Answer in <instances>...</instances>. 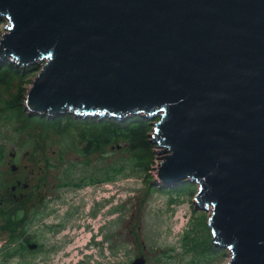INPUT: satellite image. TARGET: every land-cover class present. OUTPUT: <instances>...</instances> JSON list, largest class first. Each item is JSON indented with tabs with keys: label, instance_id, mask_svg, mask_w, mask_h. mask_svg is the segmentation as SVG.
<instances>
[{
	"label": "water",
	"instance_id": "obj_1",
	"mask_svg": "<svg viewBox=\"0 0 264 264\" xmlns=\"http://www.w3.org/2000/svg\"><path fill=\"white\" fill-rule=\"evenodd\" d=\"M0 16V58L44 61L30 112L160 116L163 185L197 182L227 264H264V0H0Z\"/></svg>",
	"mask_w": 264,
	"mask_h": 264
},
{
	"label": "rangeland",
	"instance_id": "obj_2",
	"mask_svg": "<svg viewBox=\"0 0 264 264\" xmlns=\"http://www.w3.org/2000/svg\"><path fill=\"white\" fill-rule=\"evenodd\" d=\"M6 25L0 16V39ZM13 59H0V264L229 262L230 250L212 241L213 207L199 205L197 182L185 179L178 190L181 181L168 187L158 177L170 154L152 142L160 116L146 117L152 149L143 152L108 117L34 114L27 93L44 61ZM89 138L98 147L86 153ZM18 179L30 184L23 205L11 198Z\"/></svg>",
	"mask_w": 264,
	"mask_h": 264
},
{
	"label": "trees",
	"instance_id": "obj_3",
	"mask_svg": "<svg viewBox=\"0 0 264 264\" xmlns=\"http://www.w3.org/2000/svg\"><path fill=\"white\" fill-rule=\"evenodd\" d=\"M18 72V71H17ZM69 117V116H67ZM132 118V117H131ZM94 119V118H92ZM86 120V119H85ZM105 121H107V123L112 126L115 127V129H123L126 134L128 135V139H129V143L131 145L132 150L134 151H150L152 149V143L150 142L149 139V134H148V129H149V121L147 119H144V117L141 116H135L132 119H128L125 121L124 125L119 126L118 123H116L117 121L115 119H113V117H108L105 119ZM133 123H140L139 126H130ZM121 124V123H120ZM88 142L87 147L84 148V151H86V153H91L94 149H96L98 147V145L96 143H93L92 140L86 139ZM93 147V148H90ZM184 182H188V181H182L181 184L178 187H173L174 189H186L183 187V184L185 185ZM188 187V186H186ZM16 201V200H14ZM18 202V201H16ZM20 203V202H19ZM21 205V203H20ZM12 210V208H10ZM15 213L12 214V212H10L9 216L12 218L14 217ZM23 223V221H22Z\"/></svg>",
	"mask_w": 264,
	"mask_h": 264
},
{
	"label": "flooded vegetation",
	"instance_id": "obj_4",
	"mask_svg": "<svg viewBox=\"0 0 264 264\" xmlns=\"http://www.w3.org/2000/svg\"><path fill=\"white\" fill-rule=\"evenodd\" d=\"M13 171H19V167L17 166V168ZM27 184V185H26ZM26 185V186H25ZM25 190V192L27 193H23V189ZM30 188V184L29 183H25L22 179L21 180H17V183L15 184H12V187H11V198L12 199H15L16 201L20 202L21 205H23L25 203V200H27V194L28 192H30L31 190H29ZM45 202V198L44 196L42 195L41 198L39 199V204H44ZM2 203V202H1ZM9 211L11 212V209H9ZM16 213V211H15Z\"/></svg>",
	"mask_w": 264,
	"mask_h": 264
},
{
	"label": "bare ground",
	"instance_id": "obj_5",
	"mask_svg": "<svg viewBox=\"0 0 264 264\" xmlns=\"http://www.w3.org/2000/svg\"><path fill=\"white\" fill-rule=\"evenodd\" d=\"M0 59H1V58H0ZM2 59H3V58H2ZM2 59H1V60H2ZM17 59H18V58H17ZM142 115H144V114L142 113ZM143 117H144V116H143ZM146 117L148 118V116H146ZM52 118H53V117H52ZM160 146L162 147V145H160ZM162 183H164V181H162ZM211 206L214 208L213 205H211ZM216 239H217V236H216ZM216 245L221 246V247H224L225 249L227 248V249H229L230 251H231V249H232L230 246H229V247H230L231 249H230L228 246H225V245H223V244H221V243H217V241H216Z\"/></svg>",
	"mask_w": 264,
	"mask_h": 264
}]
</instances>
